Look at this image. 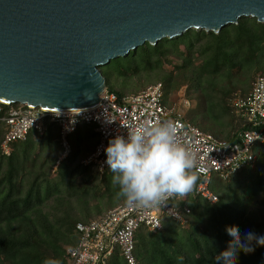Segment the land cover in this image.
Here are the masks:
<instances>
[{
	"label": "trees",
	"instance_id": "1",
	"mask_svg": "<svg viewBox=\"0 0 264 264\" xmlns=\"http://www.w3.org/2000/svg\"><path fill=\"white\" fill-rule=\"evenodd\" d=\"M262 23L242 17L218 34L188 30L180 40L146 42L124 61H110L100 70L107 89L123 95V86L116 89L109 84V76L138 75L161 68L171 58L178 60L161 79L163 102L171 90L185 86V97L194 102L186 118L201 130L232 141L243 126L229 101L237 91L246 95L255 75L264 74ZM0 105L5 110L6 105ZM0 127L1 143V122ZM58 137V128L49 125L43 135L30 133L24 141L12 143L8 155L0 148V264H69L65 249L77 241L70 236L76 233L77 222L88 221L85 211L99 195L96 183L90 187L91 167L81 163L88 153L79 156L80 147L89 140L96 144L98 134L92 124H79L69 135L71 152L62 159ZM253 153L254 162L230 175L223 185L211 178L215 203L192 194L174 198L187 227L167 215L158 231L139 227L133 250L137 263L215 264L217 254L231 240L228 226L238 227L242 235H264V147L257 144ZM104 184L108 191L111 181ZM185 204L189 213L182 208ZM45 205L57 211L58 217L45 211ZM253 247L252 253H239L238 264H264V247ZM107 264L127 262L116 248Z\"/></svg>",
	"mask_w": 264,
	"mask_h": 264
},
{
	"label": "water",
	"instance_id": "2",
	"mask_svg": "<svg viewBox=\"0 0 264 264\" xmlns=\"http://www.w3.org/2000/svg\"><path fill=\"white\" fill-rule=\"evenodd\" d=\"M242 17L264 22V0H0V102L92 108L107 88L101 66Z\"/></svg>",
	"mask_w": 264,
	"mask_h": 264
},
{
	"label": "built area",
	"instance_id": "3",
	"mask_svg": "<svg viewBox=\"0 0 264 264\" xmlns=\"http://www.w3.org/2000/svg\"><path fill=\"white\" fill-rule=\"evenodd\" d=\"M163 94L162 84L156 82L132 94L118 95L106 88L100 94L98 105L78 111L2 103L6 108L4 110L0 105V122L4 127L1 151L8 155L12 143L24 141L30 133L43 135L49 125H55L62 159L72 149L69 135L81 123L92 124L98 141L81 163L97 172H104L109 169L104 149L110 139L116 135L126 136L129 128L145 122L172 120L177 125L180 138L194 149L198 158L195 171L199 180L190 194L213 204L217 201V195L210 189L213 174L226 180L254 162L253 149L257 144L264 147V74L258 73L254 77L246 95L236 92L230 100L232 110L242 120L243 126L232 141L201 130L181 114L175 103H164ZM178 208L169 201L163 208H135L124 203L108 209L96 219L77 222L75 231L78 239L75 245L65 249L69 264H107L116 248L127 264H138L133 253L137 229L145 226L150 231L160 230L164 215L184 223ZM182 208L185 213L190 212L186 204Z\"/></svg>",
	"mask_w": 264,
	"mask_h": 264
},
{
	"label": "clouds",
	"instance_id": "4",
	"mask_svg": "<svg viewBox=\"0 0 264 264\" xmlns=\"http://www.w3.org/2000/svg\"><path fill=\"white\" fill-rule=\"evenodd\" d=\"M106 164L113 173L117 196L129 207H164L169 200L186 197L197 185L199 176L194 149L178 135L172 120L145 122L116 135L104 149ZM231 237L228 247L219 252L215 264H238L239 253L255 251L253 244L264 247V235L236 226L226 228Z\"/></svg>",
	"mask_w": 264,
	"mask_h": 264
},
{
	"label": "rangeland",
	"instance_id": "5",
	"mask_svg": "<svg viewBox=\"0 0 264 264\" xmlns=\"http://www.w3.org/2000/svg\"><path fill=\"white\" fill-rule=\"evenodd\" d=\"M181 48H183V46H181ZM178 63H180L178 60L171 58V62L164 61L162 64V67L157 68L154 71L141 72L138 75H132V76L120 77V78H117L115 77V75H112V76H109V84L114 85L116 89L123 86V88L121 89L124 91L125 94L136 93L138 91L145 89L147 86L153 83L161 82V79L163 78V74L170 71L173 68V65L178 64ZM184 90H185V86H181L178 89L171 90L168 93L167 97L165 98V101H166L165 103L166 104L175 103L177 108H179L181 114L186 117V114L194 106V102L187 100V98L185 97ZM237 93H240V92L237 91ZM0 129L2 128L0 127ZM94 144H95V141L93 143V140L84 141L82 146L80 147L81 152L79 153V156H81V154L89 153L93 149ZM51 145L52 147H55L54 146L55 138L54 140H52ZM90 175L92 176V178L90 179L91 181L90 187H94L96 183L97 184L96 189L98 190L99 195L96 199L92 200V202L89 203V207L87 211H85V212H89V219H87L88 221L100 217L102 214H104L108 209L112 207L125 203L123 198L117 196L116 193L118 190L115 189L113 184L109 186L108 191L104 190L105 188L104 182L106 183L107 181H111L112 183L113 173L109 169H106L104 172H97L96 170L91 169ZM213 182L217 185H223L225 183V181L219 178L217 174H213ZM169 203L173 206L176 205V202L174 201V199L169 200ZM50 204L53 205L52 202H50ZM44 210L49 212L51 216L58 217V215H55L57 211L51 209L50 206L45 205ZM178 211L184 216V213L182 212L181 208L180 209L178 208ZM81 216L83 215L81 214ZM183 225L187 227L186 226L187 223L185 221ZM70 239L71 241L72 240L75 241L78 239V235L75 233L74 236L73 235L70 236Z\"/></svg>",
	"mask_w": 264,
	"mask_h": 264
}]
</instances>
